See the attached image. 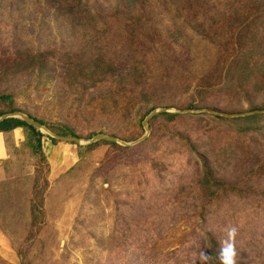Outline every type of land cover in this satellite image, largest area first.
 Wrapping results in <instances>:
<instances>
[{"label": "rangeland", "instance_id": "1", "mask_svg": "<svg viewBox=\"0 0 264 264\" xmlns=\"http://www.w3.org/2000/svg\"><path fill=\"white\" fill-rule=\"evenodd\" d=\"M102 1L106 10L117 2ZM151 1L157 24L162 27L163 37L158 40L170 37L168 44L174 46L167 50L158 44V49L148 52V56L136 54L135 59L142 62L146 71V88L159 90L164 95L165 105L183 107L192 101L197 79L212 68L218 49L197 35L186 23L187 12L178 11L172 0ZM43 3L44 0H21L17 5L15 0H6L3 6L13 4L14 7L0 10L1 59H7L8 53L17 50L44 52L62 46L66 50H76L85 46L86 41H94L91 35L71 29L68 20L47 13ZM105 27L100 24L99 31L94 30L100 51L111 57L130 53L126 41L119 48L105 44L111 37V30ZM113 31H117L120 38L127 35L124 27L114 26ZM169 61L181 65V72L169 73ZM214 77L212 74L211 78ZM28 80L26 74H20L9 76L3 82L12 92H17L14 98L21 110L44 118L50 125H73L85 141L93 139L84 138L97 132H117L120 139L133 138L130 142L118 140L132 143L128 147L135 148L115 156L117 152L112 146L101 143L80 161L77 144L71 141L54 144L45 134L43 149L50 170L43 223L36 228L38 232L34 229L35 236L31 240L27 238L30 228L24 220H16L14 225L6 224V233L0 230V264H170L169 259L181 264L180 258L187 256L192 257L188 261L182 258L185 264H200V250L204 249L209 255L211 248L210 238L204 234L211 233L220 248V241L226 238L224 229L233 225L239 228L237 264H264V203L257 198V193L264 190V132L238 134L232 125L208 116H244L250 105L237 106L234 101L235 105L222 107V100L214 99L219 105H215L219 108L217 111L182 112H206V118L213 121L208 123L210 125H180L181 128L174 130L177 134L172 133L168 138L162 124L157 123V134L139 146L150 136L144 124L146 119L140 124L131 123L132 120L123 117L122 111L105 113V107H114L109 100L103 102L102 96L93 103L83 104L77 91L69 90L66 82L54 81L39 87ZM189 84L192 88L186 91ZM111 86L112 83H107L100 90L106 92ZM0 89H3L1 85ZM262 104L264 97H257L254 106ZM169 110L180 112L177 108ZM179 136L191 138L192 151L189 144L176 143ZM117 144L124 146L120 142ZM182 150L187 153L184 155ZM223 152L226 154L221 158ZM10 156V163L0 165V178L15 181L12 186H22V191L32 189L33 161L28 154L12 153ZM202 157H208L211 162L216 160L217 164L223 163L222 159L228 160L226 163L238 160L229 167L226 163L216 167L218 173L213 176L222 180L226 187L230 185L233 191H220L214 198L213 193L219 188H213L210 193V185L202 182L205 176ZM161 167L164 170L158 178ZM121 171L130 177L145 173L143 181L148 184L138 186L141 189L138 191L133 181L135 184L127 188L125 173ZM43 182L42 176L39 188ZM108 185L110 191L106 190ZM259 205H262L260 209Z\"/></svg>", "mask_w": 264, "mask_h": 264}, {"label": "trees", "instance_id": "2", "mask_svg": "<svg viewBox=\"0 0 264 264\" xmlns=\"http://www.w3.org/2000/svg\"><path fill=\"white\" fill-rule=\"evenodd\" d=\"M116 1L114 6L106 10L102 7L104 2L102 0H44L43 4L47 13L61 20H68L71 29L83 32L85 36L91 35L92 38L94 37V41L91 43L86 41L85 46L76 50H66L62 46L60 49L53 48L44 52L17 50L13 54L8 53V57L2 54L7 59L3 60L0 57V85L3 87V89H0V118L7 114L23 113L56 135L83 139L73 125H50L44 118L26 113L16 106L17 100L14 97L17 92H12L10 86L8 84L4 86L3 82L9 76L12 78L13 75L26 74L29 78V83L36 82L39 87L51 84L54 81H59L63 84L66 82L69 90L74 88L77 91V96L83 104L85 102L93 103L99 98L98 96H102L103 102L107 103L109 100L112 102V105L111 103L110 105L114 107L108 109L105 107V113L113 112L114 110L122 111L124 113L123 117L132 120L131 123L134 121L138 122V124L142 123L153 111L160 108H177L180 111L163 112L149 120L150 136L141 142L139 146L151 141V136L157 134V130H159L157 123L162 124L161 127L165 129L163 132L168 133V138L172 133H176V129L181 128V126L198 125L200 123L210 125L208 123L213 121L206 118V115H208L206 112L199 114L182 112L197 110L217 111L219 108L215 106L217 105V100L214 99H221L222 107L235 105L234 101H237V106L246 103L250 105V110L245 113L247 115L236 118L227 117L225 114L208 115L209 117L220 123L225 122L226 125H232L234 131L238 132V134H263L264 104L254 106V101L257 97H264V0H172L177 5L178 11L187 12L186 23L192 27L197 35L212 42L218 49L217 59L212 68L197 79L193 89L194 96L192 101L183 107L165 105L163 102L164 95L160 94L159 90L150 91L146 88L147 78L144 76L146 71L142 68V62L135 59L136 54H141L144 57L148 56V52L158 49V44V46L166 47L167 50H172L174 46L173 44H168L170 37L162 38L161 41L158 40L160 36L163 37L160 31L162 27L157 24L152 10V1ZM15 2L18 5L21 0H15ZM5 3L6 0H0V10H3L2 7L6 9L14 7L13 4L3 6ZM199 17H201V21ZM100 24H104L109 29L108 31L111 30V37L105 40L107 41L105 44H111V47L119 48L120 44L126 41L128 44L126 46L130 48V53L123 56L117 55L116 57L104 55L99 49L100 44L95 43L97 35L95 36L96 32L94 30L97 29L99 31L98 26ZM114 26L117 28L124 27L127 35L120 38L119 33L113 31ZM10 60H12L11 63ZM169 63L171 66L168 69L169 73L178 74L181 72V65L171 61ZM212 74H215L214 78H211ZM107 83H112V86L108 87L106 92L101 91L100 88ZM190 85H188L186 91L192 88ZM86 95L87 98H85ZM122 100H125V102L122 103ZM89 103H86V105ZM133 110H135L134 114H132ZM223 126L221 125V127ZM17 128H22L25 135V141L19 148L11 140V133ZM0 133L5 136V145L9 154H28V158L34 163V175H32L33 173L31 174L34 177H30L33 180L32 189L22 191V186L17 187L18 185H16L13 187L12 183H15V181H10L9 179L0 182V230L6 233V224L14 225L16 220H24L30 228V234L27 238L31 240L35 236L34 229H39L41 223H43L46 191L49 187L50 164L43 149L45 134L26 121L16 117L3 120L0 123ZM98 134H107L110 137L120 139L117 132L108 134L105 131L91 134L84 139H91ZM48 139L54 143L60 142L52 137H48ZM120 140L130 142L134 139ZM180 141L184 142L183 146H185L192 140L190 137L179 136L176 143L178 144ZM101 143L112 146L114 151L116 150L117 152L115 156H122L135 148L121 146L107 140L88 146L77 145L80 161H83L85 156ZM189 146L192 151L190 144ZM186 153L185 151L183 152L184 155ZM225 154L223 152L221 158ZM222 160L223 163L217 164L216 160L211 162L208 157H202V171H204L205 175L202 182L210 185L208 187L210 193H213V188H219L213 193L214 198L219 195L220 191L231 192L234 190L230 185L226 187L222 180L213 178L218 173L216 167L222 166L228 161L224 162L225 159ZM10 162L8 160L6 163ZM237 162L238 160L236 159L235 162L230 161L226 163V167ZM119 164L120 168L123 169L124 163L121 162ZM162 170L164 169L161 167L158 171V178ZM199 171L200 169L197 170V172ZM120 173H125L124 181L127 188L135 184L133 181H136L135 187L138 191L141 190L138 186L141 187L143 184H148L143 181L145 173L144 175L139 173L132 177L128 176L125 171ZM42 176L44 182L43 186L39 188ZM115 180L116 182L119 181L118 179ZM109 185L106 188L107 191L111 190ZM143 188V192H146L145 186ZM131 191L132 189H130ZM257 194V198L264 203V190ZM261 206L259 205V209ZM199 217L204 218V215L199 214ZM204 235L210 238L211 248L209 255L212 259L209 264H220V248L217 241L214 240L211 233ZM191 257L182 258L188 261ZM182 258H180L181 264H185V260H182ZM169 261L170 264H174L170 259Z\"/></svg>", "mask_w": 264, "mask_h": 264}, {"label": "water", "instance_id": "3", "mask_svg": "<svg viewBox=\"0 0 264 264\" xmlns=\"http://www.w3.org/2000/svg\"><path fill=\"white\" fill-rule=\"evenodd\" d=\"M163 112H172L171 110L169 109H160V110H155L153 111L145 120V128H146V131L149 133V129L147 127V124L149 122V120H151L154 116L160 114V113H163ZM247 115V114H246ZM10 117H16V118H20L24 121H26L27 123H29L30 125H32L33 127H35L37 130H39L40 132H42L43 134H47L49 137H52L54 139H57V140H60V141H71L77 145H85V146H88V145H91L93 143H96L98 141H101V140H107V141H110V142H115V143H119L120 144L122 143L124 146L128 147L130 145H133L132 143H124V142H121L120 140H118L117 138H114V137H110V136H105L103 134H98L96 135L93 139L91 140H88V141H85V140H82L80 138H75V137H62V136H59V135H56L54 134L53 132L49 131L46 127H44L43 125L39 124L38 122H36L35 120H33L32 118H30L29 116L23 114V113H13V114H7V115H4L0 118V123L7 119V118H10ZM147 133V135H148ZM146 138V136L144 137ZM140 142V141H138ZM137 142V143H138Z\"/></svg>", "mask_w": 264, "mask_h": 264}, {"label": "clouds", "instance_id": "4", "mask_svg": "<svg viewBox=\"0 0 264 264\" xmlns=\"http://www.w3.org/2000/svg\"><path fill=\"white\" fill-rule=\"evenodd\" d=\"M226 238L220 241L219 261L220 264H237L236 238L239 234L238 226H230L224 229ZM212 257L207 254L204 249H201L198 254L200 264H209Z\"/></svg>", "mask_w": 264, "mask_h": 264}, {"label": "crops", "instance_id": "5", "mask_svg": "<svg viewBox=\"0 0 264 264\" xmlns=\"http://www.w3.org/2000/svg\"><path fill=\"white\" fill-rule=\"evenodd\" d=\"M11 140L14 143V145L17 148H19L22 145V143L25 141L24 130L22 128L15 129L11 133ZM51 142L54 143L53 141H51ZM54 144H56V143H54ZM11 157L12 156H10V154L6 148V145H5V136L3 133H0V165L2 166V164L6 163L8 160H10ZM3 180H2V178H0V182Z\"/></svg>", "mask_w": 264, "mask_h": 264}]
</instances>
